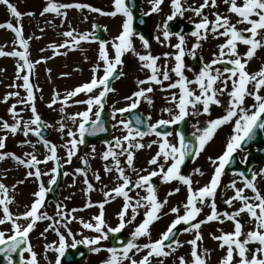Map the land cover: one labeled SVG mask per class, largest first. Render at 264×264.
<instances>
[{
	"label": "snow or ice",
	"instance_id": "6c2138e0",
	"mask_svg": "<svg viewBox=\"0 0 264 264\" xmlns=\"http://www.w3.org/2000/svg\"><path fill=\"white\" fill-rule=\"evenodd\" d=\"M164 0H149L151 5L150 12L144 15H151L162 11V4ZM223 3L228 5L227 12L234 14L237 17L235 23H232L228 15L220 13H213L214 20H209L205 10L208 7H218L217 0H203L199 6L189 5L184 7V0H170L171 14L167 15L162 25H158V31L162 32L161 36H156L155 39L158 43H167L173 36L176 37L177 43L171 45L176 52L174 54L175 66L171 68V73H174L177 79L172 81L168 64L163 66L158 64L161 59L160 56H154L150 51V41L140 33H136L133 27L134 15L133 9L127 0H113L114 10L104 12L99 8L92 7L85 3H60L56 0H48L46 6L41 11L40 15L44 16L46 13H55L57 16L62 17V25L67 22L68 9H88L91 12H97L101 15L116 17L118 14L122 15L123 20L121 31L119 35L113 38L112 41L101 39L97 36L96 32H77L74 28L69 26V30L64 31L62 36L65 37L64 41L59 45L53 43L49 47L54 50V55H67V51L60 52V49L76 50L81 42L98 41L99 52L98 62L91 69L92 78L89 82H85L76 86L70 91H66L61 98L59 92L53 94L51 102L47 105L52 108L53 105L60 103L63 105L59 111L64 113L65 107L70 106L69 101L80 94H85L87 99L75 100L76 104L86 105V110L67 116V120H71L76 124L79 120L78 126L74 131L72 128L67 129V136L70 137L64 145L66 150V159L64 163L70 164L72 158L77 154L78 146L85 143L86 135H95L98 132H104L107 129L101 119V113L104 107V99L110 92L115 89L110 86L111 81L118 79L123 75V72H118V66L123 65L122 57L126 53H133L138 57L141 62V68L150 70V75L146 79L138 80L139 90L134 92L131 96L125 97L130 101L128 107L115 109L112 113L113 118L117 113L121 115L125 112L136 109L141 99L147 100L149 104L152 100L148 97V93L154 91L152 85H160L162 90L178 89V92H172L170 97L166 100L177 109L176 114L173 113V108H165L163 111L168 112L171 116L170 119H160L155 124H148L146 130H141L139 127L134 128L131 121H119L126 130V134L122 137H115L114 142L110 143L107 150L102 154V159L108 161L109 158L113 161L111 167L105 166V172L110 173L115 170L118 173L117 179L121 183L110 191L103 193L105 199L98 205H94L91 200L85 205L87 208L98 206L100 209L99 214L92 217L90 221H85L83 218L79 223L84 229H88L97 235L88 237L80 233L82 239L76 240L75 235L71 228L68 227L77 218L73 215L77 211L83 209L73 208L70 211L66 210V206L61 203L56 204V217L49 215L47 211H43L47 194L50 193L52 186L57 183V178L60 175V157L57 154V145L44 137L43 130L51 127L46 124L36 107V95L34 89L37 91L38 86L34 85L30 80V76L34 74L35 66L41 62H46L45 58L32 62L30 60L29 40L32 37L25 38L23 35V27L17 23L14 25L11 21L0 23V29L11 30L15 34L13 44L18 46L19 49L12 51H4L0 49V57L11 56L18 58L16 65V79L22 80V84L15 82L10 85L11 88H23L26 92V98L18 100L19 104L26 105L30 108L32 116L28 120H24L20 112L17 111V104H13L9 108V113L12 116V123L0 118V131L6 133L0 136V150L6 148L7 134L16 135L22 132L24 137L30 134L38 137V142L41 143L47 150L48 154L44 159H38L35 152L25 153V158L17 156L15 153L0 151V161L7 158L15 160L18 164L23 165L28 169L25 179L32 178L38 182V190L32 195L34 197L30 206H25L23 213L14 214L10 211V205L15 202L14 196L10 195V189L3 182H0V226L10 223L11 234L0 230V254H4L7 264H14L13 254L19 251V264H39L38 254L33 250L29 241V234L34 230L38 221H50L45 232L49 229L53 230L58 236V243L45 245V250H52L56 255L55 264H62V257L65 256L68 247L76 248L77 245L83 244L89 246L93 253H100L107 251L109 256L101 264H124L128 261L129 264H151L153 257L161 258L168 257L174 254L177 249L183 247V243L178 238V226L183 224L184 233H194V238L186 241L191 246L190 257L191 261L185 259L184 256L178 257L179 264H207V257L210 255L207 249L203 252L198 251V242L203 240L200 232L202 225L219 221L224 223L225 220L232 221L234 230L231 232L221 231V235H214L212 238L219 241L221 249L226 248V254L220 260V264H264V194H261L260 189L257 187V178L264 179V169L259 173L252 172L251 176L245 172L234 173L241 178L243 187L237 188V181L232 180L227 187L234 190V195L225 200L224 203L229 207L233 206L235 201L240 202L241 207L235 211L219 212L216 204L217 189L221 183V177L224 175L226 166L235 160V154L238 151H243L247 145L252 142L258 132H264V65L256 72L250 73L246 70L248 62L255 56L258 49L264 47V0H223ZM9 10L11 16L19 22L23 15L32 16L34 13H21L17 7L10 2V0H0ZM191 11L195 16L200 17L199 22L194 23V30L190 35L195 38V43L192 45L190 51L186 52V38L183 32H173L170 30V22L174 21L178 16L183 17L185 12ZM87 19V17H85ZM143 23V21H141ZM61 25V26H62ZM238 25H248L246 28H238ZM94 29H98V25H93ZM106 30V29H105ZM43 31V29H41ZM211 33L214 38L224 37L225 43L218 46L219 52L211 60L206 63L195 74L194 79H189L184 74L185 63L184 58L186 55L196 58L197 49L201 48V41L207 40L208 33ZM142 42L146 54H140L134 47L133 38L137 37ZM37 39L39 37H36ZM238 44H243L247 47V51L241 55L238 52ZM109 45L112 52L109 51ZM44 51V49H41ZM114 53V54H113ZM171 54L164 53L167 59ZM227 57V59H226ZM101 63L103 68H101ZM226 64L228 65L223 69H214V65ZM51 71L50 69L48 70ZM103 71L102 76L97 74ZM192 71V69H189ZM227 74V75H225ZM68 73H63L62 76H67ZM168 81L167 89H163V82ZM231 82V90L228 91V84ZM223 85L217 87V84ZM149 85L147 88L141 87ZM192 85L196 87L193 88ZM251 85V88L249 87ZM98 94L93 93L98 90ZM228 96L227 105L225 106L220 99L221 96ZM12 97H20L19 91H10L3 97V102H7ZM251 98L253 103L246 105V99ZM42 99V97H41ZM198 105L200 106L198 108ZM215 105L224 107V114L215 119H210L204 126H198L199 121L193 127L196 129L192 133L195 139V145L191 140H187L183 134H178V144L172 143L169 137L172 135L168 131H158L157 129L166 127L168 125L179 124L184 121L189 115H211V107ZM97 110L93 112V108ZM191 109V111H190ZM22 111V109H21ZM95 119H92V116ZM147 119H151L148 117ZM137 125L144 124V120L139 115L135 117ZM58 131L63 133L67 127L64 119L58 122ZM232 125L231 134L227 139L224 151L221 155L213 159L209 157L210 163L214 166L213 174L209 182L201 187L193 188L194 183H199L193 180V175L203 176L204 173L201 169L193 170L192 174H182L181 168L187 159L198 157L205 149L206 145L214 138L218 129L224 125ZM116 127L117 125H113ZM155 134L159 140H153L147 145L151 148L153 144H158V151L148 161L149 165H156L157 167L148 172L147 175H140V172L147 171L146 169L137 170L133 166L134 153L136 150L143 149L146 145L141 143L145 136ZM24 144L30 145L35 149V145L29 140H25ZM119 150V151H117ZM95 152V147L92 149ZM125 164L129 169L137 172L138 178L133 181L128 175L125 174V167L121 166L120 156H125ZM82 162L87 166L88 161L82 157ZM247 156L242 163L247 162ZM55 162L54 167L50 171H42L39 167L48 162ZM162 161V162H161ZM75 173L84 176V184L86 185V192L94 191V186L88 180L87 171L84 168H76ZM65 176L70 173H63ZM51 176L48 182V187H45L42 177ZM154 177H160L163 183H170L172 181H179L187 187L186 202L180 207H172L171 214H175L176 218L171 221L167 229L163 231L160 238L152 241L151 226L162 218V215L170 213H163L164 207L168 204V198L165 197L163 201L159 200L157 194V187L153 183ZM96 181L101 180L98 173L94 174ZM75 180V177H74ZM24 180H20L17 184H23ZM131 186V187H130ZM17 185L12 186V191L15 190ZM106 187V186H105ZM134 189H141L145 191L144 196H140L137 192V198L129 195V192ZM245 189L250 190L253 195H245ZM180 191L179 188L170 191L168 196H172ZM116 197H123L124 203L122 209L118 213L120 223L117 227L112 228L107 225L105 220V204L109 203L111 199ZM210 207L211 212L203 220H197V217L203 211V208ZM181 207L183 214L181 215ZM144 208V219L140 222L131 233V238L126 242H122L121 247H108L106 249L101 247V242L109 238L110 233H120L127 224L136 220L140 214L139 209ZM129 210L131 217L126 219ZM248 214L249 220L254 224V227L245 232V225L241 223L240 217L242 214ZM223 217V219H221ZM20 221H26V225L21 224ZM64 227L67 230V237L71 238L69 245L64 233L60 228ZM44 233H41L43 236ZM141 237H148L149 242L138 244L136 241ZM249 245H257L254 249ZM146 250V254L139 260L133 257L142 251ZM25 253L29 254V258L25 259ZM131 253V255H130ZM238 258V259H237ZM163 264V261H161Z\"/></svg>",
	"mask_w": 264,
	"mask_h": 264
},
{
	"label": "rangeland",
	"instance_id": "374dc122",
	"mask_svg": "<svg viewBox=\"0 0 264 264\" xmlns=\"http://www.w3.org/2000/svg\"><path fill=\"white\" fill-rule=\"evenodd\" d=\"M21 13L32 12L34 15L28 16L23 15L22 19L17 22L10 14L7 7L3 4H0V23H6L11 21L14 25L17 23L21 24L23 27V35L27 39L32 37L29 40V52L30 60L35 62L45 58L46 62H41L35 66L34 74L30 76V80L36 86H38V91L34 89L36 95V107L38 113L41 115L43 121L46 124L51 125L47 128L49 136L46 138L52 143L56 144L57 154L60 157V164L64 170V173H70L66 176L65 182L61 187L60 194L57 196V203H61L66 206V210L70 211L73 208L83 209L82 211H77L73 215L77 218L71 224L68 225L71 228L72 232L75 235L76 240L82 239L80 233H83V236L92 237L97 235L91 230L84 229L79 223V220L83 218L85 221H90L92 217L99 214L100 209L98 206L91 208L85 207L89 200L94 205H98L100 202H103L105 197L104 192L110 191L117 184L121 183L117 179L118 173L113 170L110 173L105 172V166L111 167L113 161L109 158L108 161L102 159V154L107 150V147L110 143L114 142L115 137H122L126 134V130L123 129V125L119 124V121L126 119V113L122 115L117 113L115 119L112 116V113L115 109L126 108L128 107L130 101L126 100L125 97L131 96L134 92L138 91V80L146 79L150 75V70L141 68V62L138 57L133 53H126L123 59V65L118 66V69L123 72V75L114 82L112 88L115 89L114 92H110L108 100L105 105V111L109 113L108 119L111 124V136L108 139L107 143H96L92 142L89 144H82L78 146L77 154L72 158L70 164L64 163L66 159L67 150L62 146L71 139L67 136V129L72 128L74 131L78 126L79 120L76 124H73L71 120H67V116H71L75 113L82 112L86 110V105L76 104L75 100H84L87 99L85 94H80L77 97L69 101V105L65 107L64 113H61L59 109L63 106L60 103L53 105L52 108H49L47 105L51 102L54 91L61 94V98L66 91L74 89L76 86L89 82L92 78L91 69L98 62V52H99V43L95 41L90 42H81L80 46L76 50H66L60 49V52L67 51V55H54V50L49 47L50 44L59 45L65 39L62 36L64 31L69 30V26L74 28L77 32H93L94 24H101L107 32V41H112L114 37L119 35L125 19L122 15H117L116 17L101 15L97 12H91L88 9H68L67 10V22H64L62 25V17L57 16L55 13H46L44 16H41L40 13L43 8L46 6L48 0H10ZM60 3H85L89 4L92 7L99 8L104 12H109L114 10L113 0H56ZM203 3V0H184V7L189 5L199 6ZM218 7L212 8L208 7L205 10V14L208 15L209 20H214L213 13H220L222 15H228L232 21L235 23L237 17L234 14L227 12L228 5L223 3V0H217ZM162 11L158 13H152L148 15L150 17V32L148 36H145L150 41V51L154 56H160L161 59L158 61V64L163 66L165 63L168 64L169 71L172 67L175 66L174 54L176 50L171 47V45L176 44L178 41L175 36L167 43H158L155 39L156 36H161L163 40L162 32L158 31V25H162L164 19L167 15L171 14L170 0H164L162 4ZM151 5L149 0H141L139 6V13L142 16H145L144 13L150 12ZM87 17V19H85ZM176 19H182L187 26V33L185 34L186 38V52L190 51L192 45L195 43V38L190 35L191 31L194 30V23L200 21V17L195 16L191 11L185 12L183 17H177ZM175 19V20H176ZM62 25V26H61ZM248 25H238V28H246ZM43 29V31H41ZM135 30V29H134ZM136 33H140L135 30ZM141 34V33H140ZM36 37H39L38 39ZM15 40V34L11 30L0 29V49L4 51H12L14 47L16 50L19 49L18 46L13 44ZM226 38L219 37L214 38L213 35L209 32L207 40L201 41V48L196 51V58L194 59L190 55H186L184 58L185 69L184 74L189 79H194L195 74H197L200 69L192 66V62L199 60L203 67L204 64L210 63L216 55H218L220 44L225 43ZM133 43L135 49L140 54H146V50L143 48L142 42L139 40L138 36L133 38ZM247 47L243 44H238V52L243 55L247 51ZM44 49V51H41ZM109 51L112 52L109 45ZM164 53L171 54L167 59L164 57ZM114 54V53H113ZM227 59V57H226ZM18 63V58L11 56L0 57V118L7 120L9 123H12V116L9 113V108L13 104H17V111L20 112L24 120L31 118L32 113L30 108L26 105L19 104L18 100L26 98V92L23 88H11L9 87L14 82L16 84H22V80L16 79V65ZM264 65V47L257 50L255 56L248 62L246 70L250 73L256 72L260 67ZM226 64H217L214 65L215 68H219L221 72L227 67ZM101 68L103 64L101 63ZM51 70L50 72L48 70ZM192 69V71H189ZM63 73H68L67 76H62ZM98 76L103 75V71H100ZM172 81H175L177 77L174 73H171ZM227 75V74H225ZM168 81L163 82V89H167ZM149 85L145 84L141 87L147 88ZM223 85L217 84V87H222ZM154 91L148 93V97L152 100V103L149 104L147 100L141 99L137 109L144 113L147 118L151 117L149 121L150 124H155L160 119H170L171 116L168 112L163 111L165 108L172 107L173 115L177 113V109L166 100L167 97H170L172 92H178V89H168L162 90L160 85H152ZM195 88V85H192ZM231 82L228 84V91L231 90ZM251 88V85L249 86ZM10 91H19L20 97H12L6 103L3 102V97ZM96 90L93 95L98 94ZM264 95V91L261 93ZM42 97V99H41ZM223 104L226 106L228 101V96H221ZM253 103L251 98L246 99V105H251ZM200 106L198 105V108ZM22 109V111H21ZM97 110L96 107L93 108V112ZM191 111V109H190ZM224 114V107H218L213 105L211 107V115H200L192 116L189 115L186 117L189 121L188 131L192 135L196 129L193 125H196L199 121L198 126H204L206 122L210 119H215ZM64 119L66 124L65 131L63 133L58 131L59 121ZM92 119H95V116H92ZM113 125H117L114 127ZM174 129L171 132L172 135L169 137V140L172 143L178 144L179 142V132L178 124L173 125ZM232 125H224L217 130L212 141L206 145L204 151L194 160H192L186 169L182 172L184 175H189L193 173L194 169H201L204 173L203 176L193 175V180L198 181L199 183H194L193 188L201 187L207 184L211 178V175L214 171V166L210 163L209 157L215 159L221 155L224 151L228 137L231 134ZM6 133L0 131V136L5 135ZM8 138L6 140V148L0 151H7L15 153L21 158H25L24 154L28 152H35L38 159L43 160L45 155L48 154V150L38 142V137L30 134L28 137H24L22 132L17 133L16 135L7 134ZM31 141L35 145L33 149L30 145L24 144L25 140ZM155 134L145 136L140 142L146 146L143 149L136 150L134 153L133 166L137 169H146L147 171L140 172V175H147L148 172L154 170L156 165H149L148 161L155 155L158 151V144H153L151 148H148L147 145L153 140H159ZM95 147V152L92 151ZM258 148L254 147L249 150L238 151L236 154L240 161H244V158H247L255 153ZM119 151V150H117ZM82 157L86 158L88 161L87 166L82 162ZM121 161V166L125 167V174L128 175L133 181L138 178L137 172L132 171L125 164L126 155L119 157ZM162 162V161H161ZM55 165V162H48L47 164H42L39 167L42 171H50ZM76 168H84L88 174V180L94 186V191L86 192V185L84 184V176L78 175L75 173ZM261 169H264V161L257 163L254 166V172L259 173ZM26 169L23 165L18 164L15 160L7 158L3 161H0V182H3L10 189V195L14 196L15 202L10 205V211L14 214L23 213L26 209L25 206H30L33 202V193L38 190V182L32 178L25 179ZM98 173L101 177V180L96 181L94 179V174ZM234 173H224L221 177V183L217 189L216 194V204L217 210L219 212H232L241 207L240 202L235 201L232 207H229L224 203L225 200L229 199L234 195V190L227 187L232 180L237 181V188H242L243 184L239 175H234ZM75 177V180H74ZM44 184L48 187V182L51 179V176L42 177ZM24 180L23 184H17L18 181ZM157 187V194L159 200L163 201L165 197L168 198V204L162 210L163 213H170L172 207H180L183 203L186 202L187 198V187L181 184L179 181H172L170 183H163L160 177H154ZM17 185L14 191H12V186ZM106 186V187H105ZM257 187L260 189L261 194H264V179L257 178ZM179 188L180 191L172 196H168L170 191ZM137 192L140 196H144L146 193L141 189H134L129 192V195L133 198H137ZM245 195L252 196L253 193L245 189ZM53 201H47L45 203L43 211H47L49 215L56 217V204ZM124 200L123 197H116L111 199L109 203L105 204V220L107 225L115 228L120 223L118 218V213L122 209ZM145 209H139V215L136 220L130 224H127L122 231L131 237V233L134 231L135 227L142 222L144 219L143 213ZM211 212L210 207L205 206L201 214L197 217V220H203ZM180 214H183V208L181 207ZM2 216V213H0ZM131 217V211L129 210L128 216L126 219ZM176 218L175 214L162 215V218L156 221L150 228L152 241H155L160 238V235L165 231L168 225L172 220ZM223 219V217H221ZM241 223L245 225L244 231L247 232L254 227V224L250 222L248 214L244 213L240 217ZM21 224L26 225V221H20ZM50 221L42 220L38 221L34 230L29 234V241L33 247V250L38 254L37 258L39 264H55V259L57 253L52 250H45V245L58 243V236L56 233L49 229L45 232V228L48 227ZM183 228L185 225L181 224ZM0 230L5 231L8 234H11V225L10 223L0 226ZM227 233L234 230V224L232 221L225 220L224 223L219 221H212L202 225L200 232L203 236V240L198 242V251L203 252L204 249H207L210 255L206 258L207 264H220V260L226 254V248L221 249L219 247V241L214 240L212 237L214 235H221V231ZM60 231L65 234L68 244H71V238L67 237V230L64 227L60 228ZM41 233H44L41 236ZM194 238V233H184L180 237V241L183 243V247L177 249V251L168 256L151 259V264H179L178 257L184 256L186 260L191 261L190 252L191 246L186 243V241ZM148 237L139 238L136 243L144 244L148 243ZM257 245H249L250 248H255ZM89 247V246H88ZM101 247L106 249L112 247L110 244V234L107 240L101 242ZM74 248L68 247L67 250H73ZM89 256L82 264H101L102 261L106 260L109 256L107 251H101L100 253H93L89 247ZM146 254V250L137 253L133 258L139 260ZM25 259L29 258V254L25 253ZM131 255V253H130ZM238 259V258H237ZM124 264H129L128 261H125Z\"/></svg>",
	"mask_w": 264,
	"mask_h": 264
},
{
	"label": "water",
	"instance_id": "95a60500",
	"mask_svg": "<svg viewBox=\"0 0 264 264\" xmlns=\"http://www.w3.org/2000/svg\"><path fill=\"white\" fill-rule=\"evenodd\" d=\"M139 1L140 0H127V2L129 3V5L132 7L133 9V15H134V23H135V27L137 29H139L144 35H147L149 33V25H150V18L149 17H141L138 13V7H139ZM141 21H143V23H141ZM99 28L96 29L97 30V36L100 37L101 39L106 38V31H104L102 29V26L98 25ZM170 30L173 32H186V25L182 22V21H176L174 23H172L170 25ZM197 66H200V63L197 61L194 63ZM119 72V71H118ZM116 79L111 81L110 86L112 85V83L115 81ZM107 97V96H106ZM106 97L103 101V103L105 104L106 101ZM107 115L104 111H102L101 113V119L104 123V127L107 129L104 132H98L95 135H86L85 136V143H88L92 140H97V141H104L106 140L110 134V124L109 121L107 119ZM139 115L141 117L142 120H144V124L141 125H137L135 122V117ZM129 118V120L132 123V126L134 128L139 127L142 131L147 129V119L146 117L138 112L136 109H133L127 116ZM187 127H188V122L185 119L184 121L181 122V125L179 127L180 130V134H183L185 136V138L187 140H191L193 142V144L195 145V139L192 138L190 135H188L187 133ZM158 131L164 132V131H168L170 132L172 130V125H168L166 127H162L157 129ZM43 134L44 137L48 135V133L46 132V130H43ZM252 145H256L259 147V152L253 154L250 158L249 161L247 163V165L245 166H241L238 161H237V157L235 155V160L229 164L226 168L227 171H232V170H238V171H242L245 172L246 175H248L249 177L251 176V169L253 167V165L261 160H264V133L263 132H258L256 138L250 142L247 147L245 148H250ZM192 159H187L185 161V164L182 165L181 171L185 169V167L188 165V163L191 161ZM60 171V175L58 176L57 179V183L53 186V190L49 193V197L47 199H55L56 198V194L59 193L60 191V187L63 184L64 181V176L61 170ZM179 233H180V229L178 228V237H179ZM130 238L126 235H124L123 233H116L115 236H113V245L117 246V247H121L122 246V242L126 243ZM88 254V249L85 248L84 246H78L76 251L74 252H68L64 258V264H82L83 261L86 259ZM13 260L15 263L19 264V251L17 253L13 254ZM0 264H6L5 261V256L4 254H0Z\"/></svg>",
	"mask_w": 264,
	"mask_h": 264
},
{
	"label": "bare ground",
	"instance_id": "6f19581e",
	"mask_svg": "<svg viewBox=\"0 0 264 264\" xmlns=\"http://www.w3.org/2000/svg\"><path fill=\"white\" fill-rule=\"evenodd\" d=\"M194 27V26H193Z\"/></svg>",
	"mask_w": 264,
	"mask_h": 264
}]
</instances>
